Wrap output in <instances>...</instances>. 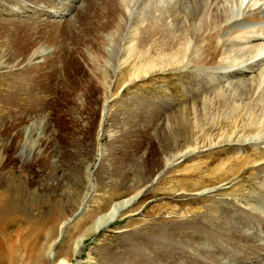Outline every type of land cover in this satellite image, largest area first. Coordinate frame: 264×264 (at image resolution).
Returning <instances> with one entry per match:
<instances>
[{
	"label": "rangeland",
	"instance_id": "374dc122",
	"mask_svg": "<svg viewBox=\"0 0 264 264\" xmlns=\"http://www.w3.org/2000/svg\"><path fill=\"white\" fill-rule=\"evenodd\" d=\"M73 1L0 0V152L13 166L0 172L37 192L34 218L53 217L47 264H251L224 235L242 228L264 254V209L254 208L264 202V135L254 141L258 125L233 107L248 101L264 119V98L194 66L131 81L120 61L138 37L134 14L110 36L102 15L77 14ZM221 89L235 94L230 107L211 99Z\"/></svg>",
	"mask_w": 264,
	"mask_h": 264
},
{
	"label": "bare ground",
	"instance_id": "6f19581e",
	"mask_svg": "<svg viewBox=\"0 0 264 264\" xmlns=\"http://www.w3.org/2000/svg\"><path fill=\"white\" fill-rule=\"evenodd\" d=\"M73 2L80 5L74 7L68 4L67 7L77 14H86L90 18L96 14L102 15L106 20L102 21L101 27L110 36H117L122 30L121 16H128L130 11L134 14L138 37L136 36V42L132 43L134 48L129 59L119 60L121 64L129 65L128 75L131 81L169 68L194 66L196 70L221 74L224 77H237L238 81L231 84L240 86L242 90L240 95L255 99L264 98V0H76ZM85 18L88 20L89 17ZM136 44H139L138 48ZM231 84L225 88L228 90ZM224 91L225 89L219 90L211 99L227 108L231 106V98L235 94L232 95L230 90L226 95ZM249 106L248 101L235 105L234 118L247 116L245 125L254 128L258 125L257 133L253 136L254 141H257L264 135V119L254 113ZM20 136H22L21 132L15 138ZM241 139L242 137H238L236 141ZM21 146L19 148H23ZM3 162L0 152V167L8 161ZM255 162L256 160L253 161ZM4 167L11 169L13 166L6 163ZM237 173L235 170L232 171V174ZM225 178H228V175ZM23 179L25 178L22 175H16L12 170L0 172V264H47L49 256L52 255V258L55 256L52 250L53 241L49 243L54 235L55 224L49 226V219L53 221L49 211L45 213L44 220L34 218L37 214L33 210L39 206V195L36 191H30L28 183ZM221 181L223 179L219 182ZM214 190L218 191L217 187ZM137 195L116 203L105 216L98 219V227L101 229L111 224L117 218V214L125 210ZM254 208L260 213L261 208L264 209V202ZM242 212L243 216L240 218L243 219L246 211L242 210ZM233 227L238 228L237 232L224 235V241L232 245L229 250L242 254V259L250 260L251 264H259V261L264 259L260 258L263 253L251 249L258 247L260 243L242 228ZM211 234L217 242L220 231H212ZM41 237H46V240L36 247ZM262 246L260 247L263 248ZM229 250L221 251L218 257L213 259L220 261L221 255L228 254ZM207 251L212 253V250ZM149 257L141 262L147 261Z\"/></svg>",
	"mask_w": 264,
	"mask_h": 264
}]
</instances>
